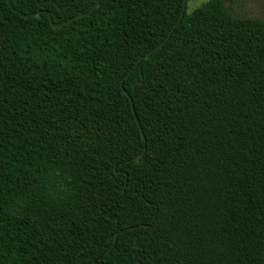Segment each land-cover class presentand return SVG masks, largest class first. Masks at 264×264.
Returning <instances> with one entry per match:
<instances>
[{"label":"trees","instance_id":"16d2710c","mask_svg":"<svg viewBox=\"0 0 264 264\" xmlns=\"http://www.w3.org/2000/svg\"><path fill=\"white\" fill-rule=\"evenodd\" d=\"M181 3L0 0V264H264V20Z\"/></svg>","mask_w":264,"mask_h":264},{"label":"rangeland","instance_id":"374dc122","mask_svg":"<svg viewBox=\"0 0 264 264\" xmlns=\"http://www.w3.org/2000/svg\"><path fill=\"white\" fill-rule=\"evenodd\" d=\"M206 0H187L186 11L191 12ZM232 14L264 20V0H226Z\"/></svg>","mask_w":264,"mask_h":264},{"label":"water","instance_id":"95a60500","mask_svg":"<svg viewBox=\"0 0 264 264\" xmlns=\"http://www.w3.org/2000/svg\"><path fill=\"white\" fill-rule=\"evenodd\" d=\"M185 10H186V0H182V3H181V10H180L179 18L177 19V21L175 22V24L169 29V31H168L167 35L165 36V38H164L159 44H157L155 47H153L151 50H149L146 54H149L150 52H152L153 50H155L157 47L163 45V43L166 42V41L168 40V38H169L170 34L172 33V31L174 30L175 26L181 21V18L183 17V15H184V13H185ZM141 58H142V56L139 57V58L135 61L133 67L139 62V60H140ZM143 152H144V150H143L142 152H140V153L138 154V156H141V155L143 154ZM116 234H117V233H116ZM114 240H115V238H114ZM137 264H140V263L137 262Z\"/></svg>","mask_w":264,"mask_h":264}]
</instances>
